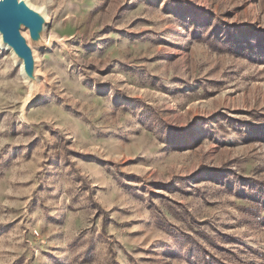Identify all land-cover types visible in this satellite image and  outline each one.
Returning a JSON list of instances; mask_svg holds the SVG:
<instances>
[{
	"label": "rangeland",
	"instance_id": "obj_1",
	"mask_svg": "<svg viewBox=\"0 0 264 264\" xmlns=\"http://www.w3.org/2000/svg\"><path fill=\"white\" fill-rule=\"evenodd\" d=\"M0 45V264H264V0H31Z\"/></svg>",
	"mask_w": 264,
	"mask_h": 264
},
{
	"label": "water",
	"instance_id": "obj_2",
	"mask_svg": "<svg viewBox=\"0 0 264 264\" xmlns=\"http://www.w3.org/2000/svg\"><path fill=\"white\" fill-rule=\"evenodd\" d=\"M47 14L29 0H0V45H7L23 75L38 95L42 88L37 49L48 44L44 32ZM27 82V81H26ZM28 84V82H27Z\"/></svg>",
	"mask_w": 264,
	"mask_h": 264
},
{
	"label": "bare ground",
	"instance_id": "obj_3",
	"mask_svg": "<svg viewBox=\"0 0 264 264\" xmlns=\"http://www.w3.org/2000/svg\"><path fill=\"white\" fill-rule=\"evenodd\" d=\"M29 1H30V3H32L31 0H29ZM32 4H33V3H32ZM33 5H34V4H33ZM3 48L6 49V50H8V51H10V52H12V50H11L7 45L3 46ZM13 58H14V57H13ZM19 66H20V72H21V75H22L23 78L28 82V84H29L30 86H32L31 82H29L28 79L23 75V73H22V69H21V64H20Z\"/></svg>",
	"mask_w": 264,
	"mask_h": 264
}]
</instances>
